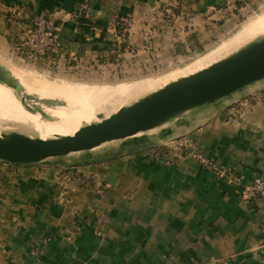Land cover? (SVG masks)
<instances>
[{
  "label": "crops",
  "instance_id": "1",
  "mask_svg": "<svg viewBox=\"0 0 264 264\" xmlns=\"http://www.w3.org/2000/svg\"><path fill=\"white\" fill-rule=\"evenodd\" d=\"M247 3L0 0V63L51 74L107 56L167 60L207 47ZM37 15L53 22L60 41L44 61L16 46ZM169 133L159 139L187 134L232 173L163 143L89 165L107 184L98 194L81 185L59 191L53 172L0 160V264H264V195L241 197L244 184L264 178V105L204 109L174 120Z\"/></svg>",
  "mask_w": 264,
  "mask_h": 264
},
{
  "label": "rangeland",
  "instance_id": "2",
  "mask_svg": "<svg viewBox=\"0 0 264 264\" xmlns=\"http://www.w3.org/2000/svg\"><path fill=\"white\" fill-rule=\"evenodd\" d=\"M243 6L244 8L238 13V15L234 20V24L236 25H231V28L228 30L226 29V31H224V33L220 35V37L215 38V41H210L207 47L193 49L190 52L189 51L185 53L183 52L177 57H172L170 59L168 58L167 60L163 57H156L155 60L152 61L151 63H146L144 60L139 61V59L136 60L135 58H131V57L122 58L120 60V58L117 57L118 55H116L115 57L111 56L112 59L107 56V58L103 57L97 60L86 59L83 61H74V63L67 64L64 67V69H66L65 72L52 71L51 74H48L41 72L39 70L37 71L26 70L22 68H20V70L22 69L23 70L22 72L24 74L33 73L41 77L45 76L44 78H47L48 80L57 83L112 86V85L137 82V81H148L150 83L152 82L151 85L154 84L159 85L161 84L160 82H162L165 79L169 80L189 70L207 65L227 55L234 49L244 44L245 42L238 45V47L236 46L231 48L229 51L221 55L214 56L207 61H202V59H204V57L208 53H211L214 50L218 49L225 41L229 40L233 36L239 35L241 31H245V29H247L248 26H250L254 21H256L258 18L264 15V0H254L252 3L248 2L247 4H243ZM120 33L124 34L123 29L121 30ZM118 44L123 45V43L121 44L118 43ZM58 49L56 53H58ZM121 51L115 49L114 53L119 54V52ZM43 63L47 64L46 62ZM21 95L25 97L23 102L24 105L42 112H43L42 109H46L48 107L63 106L65 104L62 99H57V98L43 99V98H39V96L35 93H27ZM132 101H134V99L131 98V100L123 104L126 105L131 103ZM243 104L264 105V78L248 86H245L239 91L229 95L228 97L223 98L214 105L203 107L197 110H192L191 112H189L190 114L188 113L183 114V116L179 119H181V121H188L191 117L200 113L204 109L211 110V109H218L219 107H225V106L231 107V106L243 105ZM110 113H112V111H109V114ZM103 114H105V112ZM44 120H49V118L46 116L44 117ZM173 121L174 120L167 122L166 124L156 128L153 131L139 133L137 135L124 139L105 142L91 150L71 153L56 158H49L33 164L11 163L10 165L11 166L22 165L29 167L39 166L40 169H43L42 171H48L51 173L53 172L51 174L53 178L51 183L55 184L56 187L54 188L58 189L59 191H66L68 189L70 190L75 185H81L83 186V188H88V187L92 188L91 189L93 190L92 193L95 191V189H97L98 194H100L101 190L103 189V186L107 184L103 180H98L92 177V175L86 170V168L94 163L99 164V166H102L104 162L108 161L109 159L124 158L126 157V155H128L127 154L128 152H132V151L136 152L135 150L144 147L153 148L155 146L156 147L159 146L158 148H161L162 145L167 144L168 146H170V148L172 147L171 149L173 151H177L171 145V141L175 138L184 135L188 136L187 134H182L175 138L168 137L165 138L164 140L159 139V138H164V136L170 134L169 132ZM11 124L12 123L9 120L7 121L0 118V134H7L10 132L17 131L31 137H38V132L35 130L32 131L31 129H27L21 131L19 130L20 128L13 129L11 127L12 126ZM197 147L201 151L200 147L198 146V143H197ZM216 165L221 170H225L226 168L224 166L218 165L217 162ZM51 176L49 177L51 178ZM247 184H244L243 186ZM92 193H87V195L90 199V202L93 203L95 196Z\"/></svg>",
  "mask_w": 264,
  "mask_h": 264
},
{
  "label": "water",
  "instance_id": "3",
  "mask_svg": "<svg viewBox=\"0 0 264 264\" xmlns=\"http://www.w3.org/2000/svg\"><path fill=\"white\" fill-rule=\"evenodd\" d=\"M264 78V34L194 73L173 79L116 111L80 126L72 134L52 138L22 133L0 134V160L33 164L49 158L91 150L105 142L128 138L211 106ZM0 83L24 102L19 80L0 64ZM202 110V109H201Z\"/></svg>",
  "mask_w": 264,
  "mask_h": 264
},
{
  "label": "bare ground",
  "instance_id": "4",
  "mask_svg": "<svg viewBox=\"0 0 264 264\" xmlns=\"http://www.w3.org/2000/svg\"><path fill=\"white\" fill-rule=\"evenodd\" d=\"M262 34H264V15L248 26L245 31H241L239 35L233 36L218 49L208 53L202 61L221 55L231 48L238 47L243 42L247 43L248 40ZM215 61L189 70L169 80L164 78L165 80L160 82L161 84L159 85H151L152 82L148 81H137L112 86L52 82L44 78L45 76L41 77L33 73L24 74L19 67L1 62L0 64L4 69L19 80L22 93H35L39 98L43 99H62L65 104L42 109L43 112L35 110L24 105L12 89L0 83V118L9 120L13 129L20 128L19 130L21 131L27 129L35 130L38 132V137L42 139L52 138L56 135L72 134L80 126L98 121L97 114L105 112L103 115L107 116L106 114H109V111H116L118 107L124 105L123 103L128 102L131 98L136 100L142 95L163 86L168 81L194 73ZM46 116L49 120H44Z\"/></svg>",
  "mask_w": 264,
  "mask_h": 264
},
{
  "label": "built area",
  "instance_id": "5",
  "mask_svg": "<svg viewBox=\"0 0 264 264\" xmlns=\"http://www.w3.org/2000/svg\"><path fill=\"white\" fill-rule=\"evenodd\" d=\"M237 3H246L249 0H234ZM56 28L50 19L43 15H37L29 27L25 29L24 36L17 43V48L26 56L41 61L54 55L59 48ZM171 145L181 155H185L196 163L206 168L218 169L216 163L203 155L198 149L197 143L184 135L171 141ZM222 175H230L232 172L221 170ZM237 180L236 175H232ZM264 195V178L255 177L247 185L242 187L241 197L244 201L252 200Z\"/></svg>",
  "mask_w": 264,
  "mask_h": 264
}]
</instances>
